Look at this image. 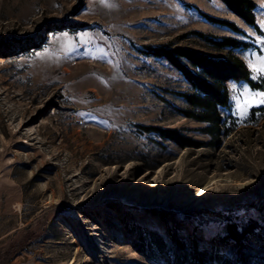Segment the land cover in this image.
I'll list each match as a JSON object with an SVG mask.
<instances>
[{
	"label": "rangeland",
	"instance_id": "rangeland-1",
	"mask_svg": "<svg viewBox=\"0 0 264 264\" xmlns=\"http://www.w3.org/2000/svg\"><path fill=\"white\" fill-rule=\"evenodd\" d=\"M253 1L261 32L222 0H0V264H170L168 227L223 264L214 250L236 256L226 225L252 221L243 250L264 259V104L241 119L232 99L234 85L264 88L226 81L229 130L213 145L206 123L180 111L189 82L144 53L170 43L221 58L230 48L198 32L229 35L251 43L231 50L260 80L250 65L264 57V0ZM148 230L166 245L140 248Z\"/></svg>",
	"mask_w": 264,
	"mask_h": 264
},
{
	"label": "trees",
	"instance_id": "trees-1",
	"mask_svg": "<svg viewBox=\"0 0 264 264\" xmlns=\"http://www.w3.org/2000/svg\"><path fill=\"white\" fill-rule=\"evenodd\" d=\"M227 7L240 16L246 23L252 25L257 32H261L255 21L253 9L255 2L253 0H222ZM208 21L226 25L234 30H238L235 24L227 19H222L200 11ZM198 34L212 41L217 47H229L225 57H211L194 49L170 45V43L161 45H145L144 53L157 57H164L172 63L190 84V89L181 91L179 95L187 103L181 113L198 121L206 123L203 131L209 134L215 142L210 143L218 145L220 135L227 132L229 127H225L224 120L218 110V106L228 107V89L226 81L228 79L245 80L254 88H264V78L255 80L249 77V69L245 62L235 53L232 48H247L251 45L244 39H239L229 35H223L218 40L213 39L205 33ZM159 136L169 138L181 146H200V143L192 140L188 135L179 134L176 129L169 127H151ZM257 222L252 221L240 226L237 223H228L225 227L226 238L232 240L235 245V258L221 261V256L216 250L213 252L212 260L223 264H264V259L259 258L255 253H249L243 250L246 240L250 239L255 233ZM138 232L140 248L155 246L162 248L166 245L161 235L148 230L146 233ZM168 236L171 241L170 264H186L189 260L197 261L199 264H205L204 260L208 256V248L202 239L190 236L188 241L184 239L182 232L177 228L168 227ZM147 239V240H146ZM214 249L220 246L222 238H213Z\"/></svg>",
	"mask_w": 264,
	"mask_h": 264
},
{
	"label": "snow or ice",
	"instance_id": "snow-or-ice-1",
	"mask_svg": "<svg viewBox=\"0 0 264 264\" xmlns=\"http://www.w3.org/2000/svg\"><path fill=\"white\" fill-rule=\"evenodd\" d=\"M250 67L257 72L264 73V57L260 58L259 65L252 63ZM236 86H233V96L232 99L235 101V113L241 119L246 117L248 109L254 104H264V91L250 92L249 88L245 85L243 90L236 93Z\"/></svg>",
	"mask_w": 264,
	"mask_h": 264
}]
</instances>
